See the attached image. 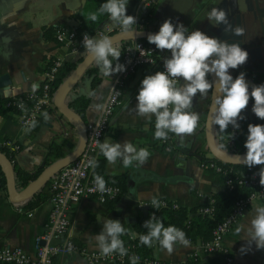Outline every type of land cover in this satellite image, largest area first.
<instances>
[{"label":"crops","instance_id":"obj_1","mask_svg":"<svg viewBox=\"0 0 264 264\" xmlns=\"http://www.w3.org/2000/svg\"><path fill=\"white\" fill-rule=\"evenodd\" d=\"M140 1L129 0L126 14H137L150 27L160 28L164 20L171 19L173 24H183L189 31L201 30L206 35L219 38L218 26H213L207 19L211 7L216 5L214 0H155L149 5H141ZM91 2L92 0H0V98L31 91L33 85H36V89L40 87L51 60L58 54L76 62L81 60L86 53L81 50L72 52L59 42L56 34L59 28L78 29L82 16L86 17L96 11L90 8ZM240 8L246 11L243 0H240ZM147 11L148 17L144 18ZM246 18L250 27L253 26L252 30L261 37V27L253 21V14L246 11ZM90 23L91 21H87V24ZM101 29H104L105 35H109L117 29V24L107 17L98 23L97 30ZM250 32L248 30L247 34ZM168 52L169 50L159 49L158 54L162 57ZM157 71H160L159 60L143 64L126 80L122 104L112 115L102 140L121 144L130 141L138 149L147 148L150 152L148 161L139 167L134 162L132 166L125 168L120 161L115 165L109 164L99 152L97 160L104 159V170L98 172L97 167L95 173L109 178L112 181H107L111 183L124 180L125 187L115 198L102 202L94 196H83L73 207L69 235L88 249H98L95 241H90L89 237H94L102 230L104 219L121 221L129 232L135 229L141 216L148 211V204L153 197L190 207L209 203L215 192L226 187V175L202 166L197 153L200 149H206L211 154L205 135L211 92L207 96L194 97L192 110L200 114L199 127L193 134L186 135L182 142L171 133L173 148L170 151L162 147L161 140L154 138L155 117L148 121L139 117L133 109L138 103L136 97L143 78ZM255 71L252 76L245 77H250L257 85L264 84V70ZM229 73L232 77L235 75L233 69H229ZM208 79L211 80L210 76ZM111 80L112 75L107 76L92 91V100L86 112L88 122L97 118L99 109L96 106L107 95ZM253 104L249 99L247 108L242 112L247 125L253 124ZM46 112L51 119L45 120L43 117L34 128L24 125L16 111L9 109L0 112V143L8 145L14 152V163L21 169L34 172L44 165L49 145L54 140L62 144L66 153L74 150L78 144L79 134L76 128L56 108ZM230 133L236 136L238 149H246L244 145L247 135L232 125H229L225 133H221L216 125L217 143L220 145V142H224L228 147ZM91 174L93 175V170ZM24 202L12 200L0 181V247L22 246L29 253H34L36 236L45 230L52 204L48 198L37 206L25 207L33 210L32 215H27L18 209ZM142 203L146 205L142 206ZM254 205H264V200L254 199L224 236V244L234 258L233 264H264V249H258L255 243L249 246L243 234L235 231L239 225L247 224L254 215ZM242 246L246 249L243 252ZM147 249L149 255L173 264L192 253L198 254L203 260L209 258L204 242L200 239L191 241L189 247H180L172 255H168L158 244ZM54 264L89 263L81 253L74 252L56 254ZM100 264L114 263L102 261Z\"/></svg>","mask_w":264,"mask_h":264},{"label":"clouds","instance_id":"obj_2","mask_svg":"<svg viewBox=\"0 0 264 264\" xmlns=\"http://www.w3.org/2000/svg\"><path fill=\"white\" fill-rule=\"evenodd\" d=\"M128 3L129 0H106L85 18L87 21L96 22L100 15L107 14L111 21L120 27L122 33L135 34L137 30L134 25H137V18L126 14ZM207 19L213 26L223 24L226 33L244 35L240 26L233 28L228 12L222 8L212 6ZM147 40L155 44L157 49L171 52L170 58H163L164 71H157L143 78L136 97L138 103L133 108L139 117L148 121L155 117V139L166 141L169 133H172L182 142L186 135L193 134L200 121V114L192 110L193 99L197 95L207 96L209 92H212L215 104L211 112V124L218 125L221 133H225L229 125L239 129L238 120L245 118L242 112L247 108L250 97L254 99L253 113L259 119H264V84L252 86L249 91L245 73L241 72L235 79L229 73V69L238 68L246 63L248 58V52L238 43L222 41L206 35L201 30L189 31L183 24H173L171 19L164 20L158 32L149 33ZM82 43L102 75L111 76L126 70L125 65L119 62L120 47L111 37H90L85 33ZM210 74H214L216 79H208ZM32 89L35 91L36 85H33ZM18 106L24 110L23 103ZM96 107L100 109L103 106ZM43 117L45 120L51 119L47 112L43 113ZM35 126V120L28 125L30 128ZM207 126L209 127V119ZM231 136L232 134L230 138ZM244 146L247 149L246 155L242 158L239 155L231 157L233 160L242 162L249 168L264 165V125H248ZM97 147L109 164L115 165L120 161L125 168L132 166L134 162L136 166H142L150 156L147 148L138 149L130 141L121 144L97 140ZM88 166L93 170L96 189L101 193L105 192V179L95 173L98 160L89 159ZM259 176L260 184L264 185V167L261 168ZM150 205L159 210L161 201L153 197ZM253 209L254 215L248 223L239 225L235 231L237 234H243L249 246L255 243L258 249H264V205H254ZM144 228L147 231L139 236V241L147 247L158 244L168 255H172L180 247L191 246V241L183 230L174 225L166 227L155 213L144 222ZM126 234L127 229L121 221L107 218L103 220L102 230L94 237H89V240L95 241L101 255L119 254L123 257L128 254V249L121 239ZM245 250L242 246L241 251ZM130 262L138 264L139 257L131 256Z\"/></svg>","mask_w":264,"mask_h":264},{"label":"built area","instance_id":"obj_3","mask_svg":"<svg viewBox=\"0 0 264 264\" xmlns=\"http://www.w3.org/2000/svg\"><path fill=\"white\" fill-rule=\"evenodd\" d=\"M154 1L141 0L140 4L149 5ZM133 16L137 18V25L134 26H143L141 24L143 22L141 17L137 14ZM117 29H120L118 25ZM85 33L90 37L96 36L97 38L105 35L103 29L97 30L96 33L92 34L88 32L79 33L76 28H59L56 36L59 42L66 45L72 52L81 50L87 53L82 43ZM119 46L124 51L121 63L125 65L126 70L112 74L109 91L99 104L103 107L99 109L97 118L89 121L87 124L88 138L83 152L51 178L50 186L52 193L50 201L52 207L45 230L36 236L35 252L29 253L22 246L0 247V263L54 264V256L56 254L79 252L89 264H100L102 261H109L114 264H131L130 257L133 255L139 257L138 264H173L152 255L143 254L137 243L140 232L136 229L127 232L130 242L125 244V247L128 249V254L123 257L119 254L103 256L99 249H88L78 244L69 235L73 207L83 196H94L104 202L117 197L122 192L121 185L108 181H106V191L103 193L99 192L95 186L94 175L91 174L92 169L88 166V160L91 158L97 159L98 157L99 148L97 147V140L102 142L105 132L110 125L112 115L122 104L126 80L143 64L153 63L158 60L160 63V71H164L163 58H170L171 56L169 50L166 55L159 58V49L156 48L155 44L148 43L142 39H131L129 42H122ZM65 60L66 57L64 55H56L51 60L44 81L40 87L35 89V91L31 90L12 95L6 102V106H16L21 110L17 114L24 125L28 126L31 121L38 118L42 110L54 105V94L57 89L55 82L63 71ZM28 102H31V104L27 105ZM21 103L24 105V110L18 106ZM172 140L173 135L169 133L168 140H161L162 147L167 151L172 150ZM228 143L229 150L239 151L235 135L228 138ZM201 164L204 167H210L224 173L226 175V187L233 188L236 184L254 187L246 196L240 197L235 201L232 211L226 219L216 226L213 237L208 241H203L207 253L221 249L224 251L225 264H233L234 258L224 244V236L234 227L254 199L261 198L264 200V185L260 184L258 172H250L234 179L229 175L228 169L216 161L211 160L207 162L202 160ZM1 179L2 172L0 170V181ZM160 201L162 204H167L168 200L162 199ZM173 204L175 206L179 205L175 201H173ZM141 205L145 206L146 203H142ZM18 209L22 213H27V215L33 214V210L25 209L23 205H20ZM202 210L211 212L212 207L206 205ZM121 239L124 241L123 236Z\"/></svg>","mask_w":264,"mask_h":264},{"label":"trees","instance_id":"obj_4","mask_svg":"<svg viewBox=\"0 0 264 264\" xmlns=\"http://www.w3.org/2000/svg\"><path fill=\"white\" fill-rule=\"evenodd\" d=\"M106 2V0H92L90 3V8L93 10H97L101 4ZM85 16H82V22L78 27L79 33L88 32V33H95L98 29V23L104 18H107V14H103L99 16V19L96 22H91L90 24H87V21L84 19ZM148 17V11L145 13L144 18ZM144 27L150 26L147 22L141 23ZM157 28V27H156ZM159 29V27L157 28ZM131 39H126L123 41L129 42ZM142 40L148 42L146 38H142ZM149 43V42H148ZM119 46V45H118ZM121 56L119 57V62L121 63L123 59V48L121 46ZM158 57L160 58L161 55L158 54ZM82 58V57H81ZM75 60H65L63 71L61 72V75L57 78L55 82V86L58 87V85L62 82V80L75 68L76 64ZM115 66V62H114ZM87 72L88 75L85 76V78H90L93 76L91 83H90V91L80 90V86H83L84 83L81 81L80 85H77L75 92L78 93V96L74 99H70L69 105L76 109L80 115H82L84 118L86 117V112L88 107L90 106L91 100H92V91H95L99 84L102 82L104 78L107 76H104L101 74L99 67L93 62L91 66L88 68ZM245 75H251V72H244ZM240 73L233 76V79H235ZM10 96L1 97L0 98V112H4L5 110H11V111H21L16 106H6V102L10 99ZM250 101L254 103V99L250 97ZM31 104V102H28L27 105ZM55 105L52 107H47L44 110H42L38 116V118L35 120L36 125H38L41 120L43 119V113H45L48 110L55 109ZM253 124H262L264 125V119H259L255 114L253 115ZM239 130L242 133H245L248 135V125L246 124V121L244 119H241L239 122ZM220 147L224 149H230L226 146L224 142H220ZM0 148L7 152L14 161V152L9 148L6 144L0 143ZM245 150L241 149L240 151ZM197 153L200 155L201 160L203 161H216L219 164L223 165L225 168L228 169L229 175L233 177L234 179L243 175H246L250 172H258V175L260 173V170L264 165H256L251 168H249L247 165H244L243 163H225L217 158H215L212 154H208V151L206 149H200L197 151ZM66 154V151L63 149V146L61 143H59L57 140H54L50 143L47 154H46V161L45 164L40 166L36 171L30 172L24 169H21L16 166V176H17V182L19 186L26 185L30 180L35 178L38 173L49 163L54 161L55 159L64 156ZM103 165H104V159L100 158L98 159V172L103 171ZM104 178V176H103ZM105 181L109 180V178H104ZM260 179V176H259ZM112 181V180H109ZM117 184H120L123 188L125 187V181L124 180H115L113 181ZM2 185L6 188V181L4 176H2L1 179ZM50 183V182H49ZM46 184L43 186L40 190H38L31 198H29L27 201L22 203L24 207H34L40 204L41 202L47 200L51 196V186L50 184ZM254 187L249 185H241L236 184L233 188L225 187L224 189L215 192L212 195V200L209 203L197 205V206H182L178 205L175 206L173 204V201L168 200L167 204L161 203V208L159 210L154 209L150 203L148 205V211H146L139 221L135 225V229L140 232V235L145 234L147 229L144 228V222L151 218L152 214L155 213V215L164 222V225L167 227L169 225H174L181 230H183L186 233V236L191 241L195 240H202V241H208L213 237L214 230L216 226L222 222L226 217L229 215V213L232 211L233 205L235 201L243 196H246ZM206 205H209L212 207L211 212H205L202 210V208ZM124 243L127 244L130 242V239L128 238V234L123 236ZM138 246L140 250L143 252V254L148 255L147 246L142 245L140 241H137ZM209 258L203 260L198 254L192 253L190 254L186 259L179 261L175 264H225V257H224V251L223 250H216L212 252H208ZM0 264H16L12 262H2Z\"/></svg>","mask_w":264,"mask_h":264},{"label":"water","instance_id":"obj_5","mask_svg":"<svg viewBox=\"0 0 264 264\" xmlns=\"http://www.w3.org/2000/svg\"><path fill=\"white\" fill-rule=\"evenodd\" d=\"M246 5V11L253 14V21H256L261 27V37L252 30L250 23L247 22L246 11L240 8V0H214L216 7L222 8L228 12V18L233 28L240 26L244 30V35L238 36L233 33L224 32V25L218 26L219 39L228 43H238L248 52L246 63L234 70V73L256 72L255 70H264V0H243ZM137 30L135 34L122 33L121 29H114L110 32L109 37L117 44H121L126 39H142L146 38L149 33H156L159 29L153 27L134 26ZM248 30H251L247 34ZM94 61L86 53L81 60L78 61L75 68L62 80L58 85L54 94V105L59 113L73 125L79 134V141L74 150L66 153L51 163L47 164L38 175L30 180L26 185L19 186L17 182L15 163L12 157L0 148V170L6 181V188L10 198L14 201L22 202L31 198L38 190L48 184L51 178L64 166L74 161L84 150L88 138V121L78 111L69 105L70 99L78 96L75 92L77 85L83 81L84 85L80 86V90L90 91V83L93 78H85L89 73L88 68ZM211 80H215L214 74L209 75ZM6 79V78H4ZM250 87L257 84L250 77H245ZM215 104L213 103V94L211 92V100L205 121V135L207 148L210 153L218 160L225 163H242L233 160L231 157L239 155L241 158L246 155L247 150L233 151L220 147L216 141V125L211 124V112ZM209 119V127L207 126Z\"/></svg>","mask_w":264,"mask_h":264},{"label":"rangeland","instance_id":"obj_6","mask_svg":"<svg viewBox=\"0 0 264 264\" xmlns=\"http://www.w3.org/2000/svg\"><path fill=\"white\" fill-rule=\"evenodd\" d=\"M104 30V29H103Z\"/></svg>","mask_w":264,"mask_h":264}]
</instances>
